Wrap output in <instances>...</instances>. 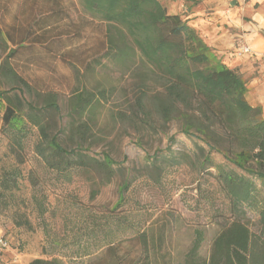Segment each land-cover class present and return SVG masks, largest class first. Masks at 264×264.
<instances>
[{"label":"rangeland","instance_id":"1","mask_svg":"<svg viewBox=\"0 0 264 264\" xmlns=\"http://www.w3.org/2000/svg\"><path fill=\"white\" fill-rule=\"evenodd\" d=\"M105 52L106 24L97 21L95 51L90 46L89 56L78 67L67 69L54 60V68H28L31 75L24 77L39 91L58 92L62 119L53 132L69 119L75 87L84 85L97 93L105 89L106 100L87 120L91 128L83 149L98 159L108 153L121 163L109 182L95 164L65 172L49 167L36 151L40 135L30 124L19 163L0 106V176L15 168L21 173L20 188L0 205V233L10 243L0 250V264L53 257L65 264H180L197 231L203 234L200 253L208 256L215 235L229 218L227 196L210 174L214 169H195L183 162V153L195 159L196 142H203L185 134L179 119L163 127L151 100L146 105L149 116L144 114L138 106L140 71H123ZM0 54L4 59L1 47ZM13 63L24 70L23 64ZM150 82L152 96L158 86L153 78ZM26 97L43 104L36 92ZM59 137L68 149L77 148L69 132ZM213 155L216 161H225L222 154ZM251 219L255 223L256 217ZM251 227L257 229L255 224Z\"/></svg>","mask_w":264,"mask_h":264},{"label":"trees","instance_id":"2","mask_svg":"<svg viewBox=\"0 0 264 264\" xmlns=\"http://www.w3.org/2000/svg\"><path fill=\"white\" fill-rule=\"evenodd\" d=\"M79 3L86 15L106 24L104 56L125 72L140 71L139 108L149 116L146 105L148 100L153 101L163 127L179 119L185 134L203 142H196L197 157L193 159L183 153V162L195 169L213 168L214 173L210 174L229 201V218L215 235L210 254L201 255L203 234L197 231L180 264H264V117L262 107L253 106L247 99V79L222 61L184 15L169 13L160 0H79ZM37 42L39 37L29 33L11 46L6 28L0 24V47L5 53L4 59L0 54V106L4 108V130L11 136L16 159L22 162L30 124L37 127L40 135L36 151L49 167L65 172L71 167L95 164L109 182L115 166L121 163L108 153L98 159L83 149L91 128L87 120L94 117L106 100L105 89L97 93L84 85L75 87L69 119L53 132L62 119L58 92L35 89L24 77L31 75L27 69L54 68V60L78 67L86 57L81 52L75 63L67 62L55 53L46 52L47 45H35ZM37 61L43 64L38 65ZM13 62L23 64L24 70L19 71ZM151 78L158 86L152 96ZM32 92L43 99L42 105L26 97ZM67 132L76 139L77 148L68 149L60 141L59 134ZM214 152L222 154L225 161H216ZM20 176L16 168L0 176V205L7 204L13 191L20 188ZM26 222L29 221L18 224ZM141 237L146 242L144 232ZM30 264L65 263L53 257L34 258Z\"/></svg>","mask_w":264,"mask_h":264},{"label":"crops","instance_id":"3","mask_svg":"<svg viewBox=\"0 0 264 264\" xmlns=\"http://www.w3.org/2000/svg\"><path fill=\"white\" fill-rule=\"evenodd\" d=\"M160 1L169 13L184 15L222 61L242 73L247 99L262 107L264 117V0ZM0 24L11 46L31 33L39 37L35 45H47L46 52L67 62L75 63L81 52L88 57L90 46L95 51L96 20L82 11L79 0H0ZM245 44L252 53L239 56Z\"/></svg>","mask_w":264,"mask_h":264},{"label":"built area","instance_id":"4","mask_svg":"<svg viewBox=\"0 0 264 264\" xmlns=\"http://www.w3.org/2000/svg\"><path fill=\"white\" fill-rule=\"evenodd\" d=\"M252 48L249 45H242L238 48L237 54L239 56L245 55V54H251ZM10 245L9 240L0 233V250L8 248Z\"/></svg>","mask_w":264,"mask_h":264}]
</instances>
